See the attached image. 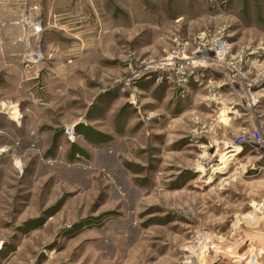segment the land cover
<instances>
[{"label":"rangeland","instance_id":"374dc122","mask_svg":"<svg viewBox=\"0 0 264 264\" xmlns=\"http://www.w3.org/2000/svg\"><path fill=\"white\" fill-rule=\"evenodd\" d=\"M255 131L264 0H0V264L263 245Z\"/></svg>","mask_w":264,"mask_h":264},{"label":"built area","instance_id":"2783aa9c","mask_svg":"<svg viewBox=\"0 0 264 264\" xmlns=\"http://www.w3.org/2000/svg\"><path fill=\"white\" fill-rule=\"evenodd\" d=\"M65 134L69 139L74 137L72 128H66ZM240 143H248L254 146L264 156V132L260 133L255 131L250 135H242ZM264 214V210L262 212ZM239 249V246L228 247V251L224 249L220 250L223 253V257L219 261H225V264H264V244L261 246H249L247 251L244 253H238L233 251L235 248ZM221 248H218V251Z\"/></svg>","mask_w":264,"mask_h":264},{"label":"bare ground","instance_id":"6f19581e","mask_svg":"<svg viewBox=\"0 0 264 264\" xmlns=\"http://www.w3.org/2000/svg\"><path fill=\"white\" fill-rule=\"evenodd\" d=\"M253 207H254V211H256V210H264V207H263V205L262 204H258L257 203V205H253ZM253 212V211H252ZM253 213H255V212H253ZM257 218V217H256ZM258 224V223H257ZM257 224L256 225H254V227H256L257 226ZM253 227V226H252ZM221 247V246H220ZM225 249V248H224ZM201 250V252L199 253V257H201V256H203V253L206 251L204 248L202 249H200ZM220 251V250H219ZM227 251V250H226ZM223 252H215V257H214V260L213 261H219L222 257H223V254H222ZM222 256V257H221ZM198 261V260H197ZM200 261V260H199ZM212 261V262H213ZM194 262V261H193ZM192 264V263H191ZM194 264H195V262H194Z\"/></svg>","mask_w":264,"mask_h":264}]
</instances>
